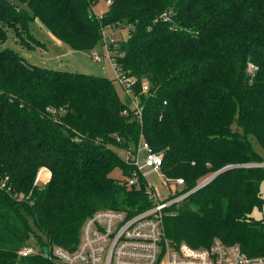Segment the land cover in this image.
I'll return each mask as SVG.
<instances>
[{
  "label": "trees",
  "instance_id": "trees-1",
  "mask_svg": "<svg viewBox=\"0 0 264 264\" xmlns=\"http://www.w3.org/2000/svg\"><path fill=\"white\" fill-rule=\"evenodd\" d=\"M97 1L0 0V264H52L19 250L32 238L71 250L93 212L148 208L145 179L128 186L134 166L118 152L131 156L140 138L162 153L163 176L183 178L182 191L236 165L167 207L170 241L218 238L263 255L264 219L252 211L264 206V166L241 165L263 161L250 138L264 149V0H109L96 16ZM34 20L78 50L101 51L105 27L129 26L108 48L135 79L140 114L113 79L29 64L2 47L6 28L19 36ZM117 167L122 179L110 176Z\"/></svg>",
  "mask_w": 264,
  "mask_h": 264
},
{
  "label": "built area",
  "instance_id": "built-area-1",
  "mask_svg": "<svg viewBox=\"0 0 264 264\" xmlns=\"http://www.w3.org/2000/svg\"><path fill=\"white\" fill-rule=\"evenodd\" d=\"M109 0H106L108 3ZM108 27V26H107ZM102 50L92 49L91 58L100 61L103 56L111 62L119 83L128 94H132L135 113L140 114L137 95L131 87L135 83L132 77L124 76L120 67L109 53V42L105 40L104 29ZM255 66L249 62L247 71L253 75ZM148 85H140V93H145ZM126 114V110L123 111ZM126 162L134 166L130 176L126 178L128 186L139 184V175L145 179V193L151 205L141 211L128 214L122 209L102 208L88 215L80 228L77 245L67 249L57 244L47 245L42 249L36 244L27 243L19 250L21 255L42 254L52 264H264L263 255H248L237 243L226 244L218 238H213L207 247H192L184 242L178 244L170 241L164 231L163 216L167 207L178 204L184 197L204 185L201 182L179 194H173L177 188H183L182 177H165L162 174V153L153 151L147 141L140 138L131 156ZM248 166H264V163H248ZM147 166L151 171L162 176V184L170 188L169 197L159 201L152 185L142 171ZM49 178L46 168L39 169L36 175L38 183H45ZM208 179V178H207ZM173 194V195H172ZM22 198V194L18 195Z\"/></svg>",
  "mask_w": 264,
  "mask_h": 264
},
{
  "label": "rangeland",
  "instance_id": "rangeland-1",
  "mask_svg": "<svg viewBox=\"0 0 264 264\" xmlns=\"http://www.w3.org/2000/svg\"><path fill=\"white\" fill-rule=\"evenodd\" d=\"M106 7V0H98L93 5L92 11L96 16H100ZM129 32V26L121 24L117 26L111 25L104 28V34L106 36L105 40H107V37L111 36L114 40V44L119 40H126ZM6 33L7 37L2 44V47L11 48L17 51L29 64L63 71L105 76L113 79L114 86L119 95L123 98L130 97V99L127 98L128 105L130 108L134 107L133 102L136 101L133 99L132 94L126 93L124 86L118 82L116 72L107 57L103 56L100 61H94L91 58L92 50H78L71 48L66 43L55 38L45 25L38 20L31 21L29 30L27 32H20L19 36L15 35L11 28H6ZM99 47L100 46L98 45L96 46V51H100L101 48ZM109 54L113 56L115 52L112 50ZM142 83L147 84L145 80H142ZM250 141L253 148L262 156L263 161L261 163L263 164L264 149L252 137L250 138ZM118 152L123 158L127 157V153L124 150L118 149ZM245 164H242V166H248ZM142 171L145 173L148 182L152 185V188L157 195V199L159 201L166 200L169 197L171 189L162 184V176L159 173L151 171L147 166H143ZM211 174L213 173L201 177L198 181L201 182L203 179L208 181L207 178ZM110 176L115 179L123 178L121 170L118 167L110 172ZM182 189L183 188L175 189L173 194L181 193ZM259 191L264 198V181L260 183ZM252 216L254 218L264 219V206L263 209L260 210L255 208L252 211ZM35 241L36 240L32 238L29 243L34 245L36 244Z\"/></svg>",
  "mask_w": 264,
  "mask_h": 264
},
{
  "label": "water",
  "instance_id": "water-1",
  "mask_svg": "<svg viewBox=\"0 0 264 264\" xmlns=\"http://www.w3.org/2000/svg\"><path fill=\"white\" fill-rule=\"evenodd\" d=\"M236 165H228V166H225L223 168H220L219 170L215 171L213 174H211L210 176H208V180H210L211 178L215 177L216 175L220 174L221 172L227 170V169H230V168H233L235 167ZM239 166V165H238ZM242 166V165H241Z\"/></svg>",
  "mask_w": 264,
  "mask_h": 264
}]
</instances>
